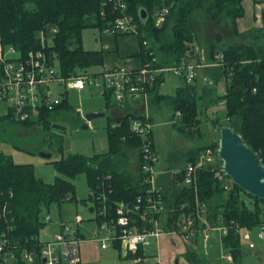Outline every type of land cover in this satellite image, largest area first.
I'll use <instances>...</instances> for the list:
<instances>
[{
  "label": "trees",
  "instance_id": "16d2710c",
  "mask_svg": "<svg viewBox=\"0 0 264 264\" xmlns=\"http://www.w3.org/2000/svg\"><path fill=\"white\" fill-rule=\"evenodd\" d=\"M242 1L125 0L128 13L139 24V32H147V36L153 38L157 44L155 49L145 48L139 41L140 49L135 56H138L141 64L155 60L154 64L165 67L196 58L191 49V44L195 42L193 40H196L194 15L202 13L211 20L226 16L235 25L236 20L244 16ZM161 8H166L168 13L164 22L155 26L152 15ZM140 9L147 12L145 23L140 20ZM103 12L106 15L102 16ZM112 14L114 13L111 12V8L103 4L102 0H0V44L2 47L14 48L17 54L22 56L31 51L44 49L50 63H54L63 76L77 75L81 72L96 74L103 67V51L85 50L81 35L87 28H95L101 32ZM52 29L56 30L54 34L51 33ZM42 36L45 46L42 44ZM260 37L262 40L263 36ZM143 38L145 37L140 35L139 40ZM263 47V44H254L246 46L244 50L235 49L234 46L219 50L210 45L208 60L213 59L216 52H221L224 56V65L214 68L216 71L209 69L206 72L215 84L224 80L225 88V93L218 95L214 102L216 104L222 102L223 120L216 118L210 122L214 126L217 125L218 130L224 124L232 127L264 163ZM162 81V77L158 78L150 91L151 102L159 104L164 101L172 108L173 118L176 117L180 125L176 129L182 135H190L193 127L197 131L198 115L201 110L196 101L202 99V96L195 95L197 84L186 85L181 82L176 94L170 97L159 93ZM210 90L203 88V94ZM104 98L105 107H111L110 96ZM68 108L66 93L59 106L50 112H42L33 122L44 127L52 114ZM135 117L136 115L131 112H125L116 119L107 117V151L90 157L81 154L62 157L54 163L59 175L55 177L53 183H45L35 177L31 164H16L13 158L0 152V199L9 202L16 225L13 235L20 239L38 236L45 224L42 222L43 214L47 213L50 206L62 202L67 197L75 200V186L72 181L81 173L87 177L90 191L87 200L92 204L90 211L97 210L102 194L105 195L107 216L110 218L115 217L114 206L117 202L134 200L143 189L139 185L141 158L137 152L140 139L130 132V120ZM5 119L0 116V121ZM149 139L151 149L157 155L153 132H150ZM206 147L216 149L218 142L199 146L185 153V157L189 159H186L184 164L195 161ZM133 153L138 154L131 159ZM131 160L137 170L135 173L127 168ZM198 176L199 198L208 208V218L215 221L220 215L225 224L234 221L249 229L264 223V200L248 195L251 199L249 206L241 197L242 190L235 184L230 190H225L220 182L213 179L212 172L202 170ZM181 179L179 174L175 178L164 176L162 180L159 179L160 182L166 183L163 190L165 207L169 210L172 208L171 212H168L165 228L175 225L179 216L176 208L184 203L190 208L193 200L192 190L184 186L178 188L176 180ZM214 199L217 202L214 208L210 209ZM98 221L99 218L96 217V222ZM76 235L79 239H86L78 230ZM241 239L240 233L234 230L229 231V234L221 239L222 248L230 255L232 263L240 260ZM119 246L116 240L113 247L118 253ZM140 253L141 249L138 255ZM120 255L119 259L124 264V259ZM184 256L191 264L203 263L204 258H201L194 249L188 248ZM73 264L82 263L78 261Z\"/></svg>",
  "mask_w": 264,
  "mask_h": 264
},
{
  "label": "built area",
  "instance_id": "2783aa9c",
  "mask_svg": "<svg viewBox=\"0 0 264 264\" xmlns=\"http://www.w3.org/2000/svg\"><path fill=\"white\" fill-rule=\"evenodd\" d=\"M102 2L114 13L109 16L101 31L102 34L140 37L139 24L128 13L125 0H102ZM167 13L166 8L155 11L152 15V18L156 20L154 25H161ZM101 15L106 14L103 12ZM55 31L52 29L51 33L54 34ZM140 41L143 47L148 48L145 38ZM42 44L45 46L43 36ZM191 45L193 56L196 58L193 57L190 61L182 60L171 66H158L157 63L154 64L155 60H151L141 64L138 69H130L125 64H118L103 66L92 75L81 72L77 75L63 76L55 64L50 63L44 49L31 51L22 56L9 46L8 52L15 54L16 57L6 59L3 53L4 47L0 44L1 117L14 122L36 120L42 112H50L59 106L69 90L74 89L80 92L86 88L96 90L103 97L110 96L113 103L126 106L136 115L130 120V132L140 139L137 152L140 153L141 158L139 185L143 188L142 192L132 201L117 202L114 206V218L107 216L105 195L102 194L100 201L97 198L100 204L93 212L95 229L92 238L88 239L99 244L102 251L113 247L117 240L124 264H131V261L139 264L144 256L138 255V251L147 246L151 239L158 242L163 235L179 237L189 246L190 244L199 246L201 243V247L206 248L211 239L217 238L221 242L229 231L234 230L240 233L242 240L248 242L249 249L254 248L253 234L257 239L264 237V223L249 229L234 221L225 224L220 215L215 221L208 218V208L199 198V172L202 170L212 172L213 179L220 182L225 190H230L234 184L223 171L222 161L217 154L218 147L204 148L195 161L182 164L174 170L160 171L158 169V157L152 151L149 139L150 132H153V123L148 114L139 111L140 105L145 104L157 79L167 71H172L179 76L186 85L215 86L214 80L206 71L224 65V56L221 52H216L213 59L208 60L197 43L194 42ZM221 81L224 84V80ZM60 85L64 86V91L60 92L62 98L54 97L53 89ZM138 153L131 154L130 158H135ZM135 171H137L136 167ZM178 174L182 178L181 181L176 180L178 188L184 186L192 190L193 200L190 208L186 203L176 208L179 216L175 225L165 228L168 212H171L172 208L169 210L165 207L163 190L166 185L159 179L164 176L175 178ZM67 199L70 198L67 197ZM96 217L99 218L98 222ZM81 221L82 219L78 217L76 223ZM42 222H51L48 213L43 214ZM60 227L65 231L53 233L51 239L46 242L40 240L39 235L23 239L15 237L13 233L16 225L9 202L0 199V264H73L78 262L80 242L76 231H70V227L63 223H60ZM227 259L232 260L230 255Z\"/></svg>",
  "mask_w": 264,
  "mask_h": 264
},
{
  "label": "rangeland",
  "instance_id": "374dc122",
  "mask_svg": "<svg viewBox=\"0 0 264 264\" xmlns=\"http://www.w3.org/2000/svg\"><path fill=\"white\" fill-rule=\"evenodd\" d=\"M241 18H238L234 25L226 16L211 20L202 13L194 15L196 40L193 41L205 52L206 59H208V46L210 45L215 46L219 50L230 46L240 50H244L246 46L250 47L254 44H263L264 46V30L242 31L237 23ZM153 21L155 24V18ZM98 32L95 28L83 30L81 40L85 50L101 49ZM140 33L141 37L146 38L148 48L155 49L157 47L154 39L147 36V32L141 31ZM260 36H263V41ZM137 38L138 36L134 35L136 41L139 40ZM127 46L129 45L127 44ZM3 53L6 59L16 57L15 54L8 52L7 47H4ZM158 66L163 67L161 64H158ZM215 69L212 68L211 70L214 71ZM162 80L159 93L170 97L176 94L182 82L180 77L176 76L172 71L165 72L162 75ZM203 88L211 90L203 94ZM223 90L224 84L222 81L215 84V86L197 84L195 95L196 97L202 96V99L196 101L199 110H201L198 115L199 125L198 127L196 126L197 131L193 127L188 136L186 134L182 135L176 129L180 126L178 120L176 117L173 118L172 108L167 106L164 101L155 104L151 102L150 97L145 104L140 105L139 111L151 116L159 168L165 165L179 168L186 159H189V157H185V153L191 152L196 147L205 146L215 141L218 142V126H214L210 121L216 118L223 120V104L221 102L214 103L217 96L223 94ZM63 91V85L56 86L53 89V96L62 98L60 92ZM67 96L69 108L52 114L48 118L47 123L49 125L46 124L44 127L33 122L34 120L26 122L32 123L31 126L22 122L11 121L8 118L1 121L4 123L0 125V152L13 158L12 160L16 164H31L35 177L45 183H53L55 177L59 175L54 163L62 157L66 158L72 154L90 157L96 153H104L108 148L106 128L108 127L107 117H110L111 112L110 109L105 108V98L94 89L85 90L82 93L71 89L67 92ZM93 112H102L105 116L86 122L84 116ZM85 124L87 128L82 129ZM52 125H58L64 130L53 129ZM41 152L48 153L51 157L43 159L40 157ZM72 183L75 186V200L65 199L56 205L50 206L46 212L50 215L51 222L45 223L40 229V240L49 241L53 233L65 231L60 227V223H63L70 227V231L78 230L86 238L87 241L85 242H90L88 239L92 238L95 229L93 220L95 214L89 209L92 204L87 200L90 191L86 174H78ZM241 197L244 202L251 206V199L248 194L241 192ZM216 202V199L211 202L210 209L214 208ZM78 217L82 221L76 223ZM78 241L80 242L78 255L80 259L82 256V264H120V259L114 251L103 252L102 255L96 256L93 247L90 245L91 243H83L84 240L82 239ZM252 241L254 248L249 249L248 242L241 239L240 260L234 263H232V260L227 259V251L222 248L219 240L211 239L206 248H202L201 243L199 247L198 245L190 244L189 248L196 250L197 254L204 258L202 264H264V237L263 239H257L255 234H253ZM171 242V237L168 235L161 236L158 242L151 239L148 245L144 247L145 257L140 264H191L187 262L184 256L187 250L183 244V239H179V244L176 247ZM186 244L188 245V243ZM109 254L113 256L109 258ZM158 256L160 257L159 260ZM131 264L135 263L131 261Z\"/></svg>",
  "mask_w": 264,
  "mask_h": 264
},
{
  "label": "crops",
  "instance_id": "0c3cea01",
  "mask_svg": "<svg viewBox=\"0 0 264 264\" xmlns=\"http://www.w3.org/2000/svg\"><path fill=\"white\" fill-rule=\"evenodd\" d=\"M242 7L244 8V16L238 20V26L241 27L242 31H248V30H264V0H243L242 1ZM240 31V29H239ZM99 33V40H100V45H101V49L98 50H102L103 51V66H115L118 64H125L128 68L130 69H138L139 66L141 65L140 60L138 58V56L136 57L135 54L139 51L140 49V40H135L134 39V35H118V36H111V35H106V34H102L100 31ZM133 38V39H132ZM139 38V37H138ZM137 38V39H138ZM127 44L129 46H127ZM126 45V47H125ZM92 50V49H91ZM93 50H97V49H93ZM85 90H93L90 88H86ZM83 90V91H85ZM83 91H80L79 93H82ZM68 98V96H67ZM150 98V96H149ZM112 106L106 109H110V117L108 118H118L119 116H121L122 114H125V112H131L129 110V108H127L124 105H118L116 103H113L112 100L110 101ZM151 119V116H150ZM4 122L0 121V125H3ZM169 162V161H168ZM127 168H129L130 172L135 173L134 172V162L133 160H131V162H129ZM173 166H163L161 168L158 167V169L161 170H174ZM163 177H160V180ZM166 185V183H165ZM179 237H171V243L176 247L179 244ZM217 240V238H214ZM213 239V240H214ZM87 240H84L83 243H91L90 245L93 247V250L95 251V255H102L103 252L107 251H114L115 253H117V255L120 254V251L118 253V250L114 247H110L106 250L100 249L99 244H97L94 241L89 240L90 242H85ZM159 241V240H158ZM183 244L185 245V249L187 250V248H189L190 246L187 245L184 241ZM158 246V243H157ZM199 247V246H198ZM197 248V247H196ZM144 248H142L141 250V255L144 256ZM85 256V255H84ZM113 256L112 254L108 255L109 258ZM121 257V255H120ZM145 257V256H144ZM119 258V256H118ZM159 256H158V260H159ZM82 256L80 259L79 256V261L82 263ZM120 264L121 260H120ZM140 264V263H139Z\"/></svg>",
  "mask_w": 264,
  "mask_h": 264
},
{
  "label": "water",
  "instance_id": "95a60500",
  "mask_svg": "<svg viewBox=\"0 0 264 264\" xmlns=\"http://www.w3.org/2000/svg\"><path fill=\"white\" fill-rule=\"evenodd\" d=\"M140 20L145 23L147 12L139 10ZM105 116L102 112L88 113L84 120L89 122L95 118ZM86 129L87 125L82 126ZM53 129L64 130L58 125ZM217 154L222 161L224 173L242 192L256 199L264 200V163L259 155L242 139V136L232 127L224 124L219 129ZM40 157L48 159L50 154L41 152Z\"/></svg>",
  "mask_w": 264,
  "mask_h": 264
}]
</instances>
